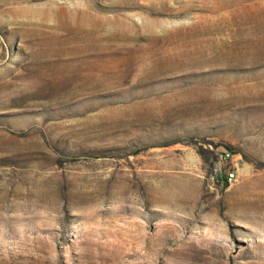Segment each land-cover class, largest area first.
<instances>
[{"label":"rangeland","instance_id":"374dc122","mask_svg":"<svg viewBox=\"0 0 264 264\" xmlns=\"http://www.w3.org/2000/svg\"><path fill=\"white\" fill-rule=\"evenodd\" d=\"M0 264H264V0H0Z\"/></svg>","mask_w":264,"mask_h":264},{"label":"built area","instance_id":"2783aa9c","mask_svg":"<svg viewBox=\"0 0 264 264\" xmlns=\"http://www.w3.org/2000/svg\"><path fill=\"white\" fill-rule=\"evenodd\" d=\"M228 156H230L229 152L225 153V157L227 158ZM224 179L227 181H233L236 178V174L234 170H227L224 175H223Z\"/></svg>","mask_w":264,"mask_h":264},{"label":"bare ground","instance_id":"6f19581e","mask_svg":"<svg viewBox=\"0 0 264 264\" xmlns=\"http://www.w3.org/2000/svg\"><path fill=\"white\" fill-rule=\"evenodd\" d=\"M187 188V186H185V189ZM166 199V198H165Z\"/></svg>","mask_w":264,"mask_h":264}]
</instances>
